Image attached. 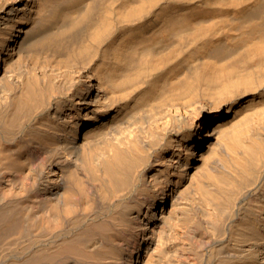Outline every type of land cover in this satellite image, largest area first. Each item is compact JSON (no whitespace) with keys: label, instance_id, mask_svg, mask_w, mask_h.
Segmentation results:
<instances>
[{"label":"bare ground","instance_id":"obj_1","mask_svg":"<svg viewBox=\"0 0 264 264\" xmlns=\"http://www.w3.org/2000/svg\"><path fill=\"white\" fill-rule=\"evenodd\" d=\"M0 264H264V0H0Z\"/></svg>","mask_w":264,"mask_h":264}]
</instances>
